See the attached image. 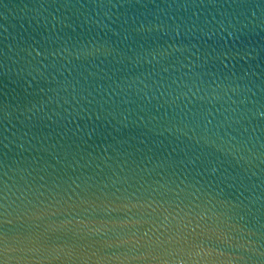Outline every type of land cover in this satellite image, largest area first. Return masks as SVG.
I'll return each mask as SVG.
<instances>
[{"label": "clouds", "instance_id": "clouds-1", "mask_svg": "<svg viewBox=\"0 0 264 264\" xmlns=\"http://www.w3.org/2000/svg\"><path fill=\"white\" fill-rule=\"evenodd\" d=\"M0 264H264V0H0Z\"/></svg>", "mask_w": 264, "mask_h": 264}]
</instances>
